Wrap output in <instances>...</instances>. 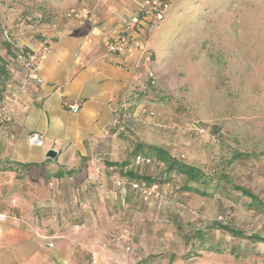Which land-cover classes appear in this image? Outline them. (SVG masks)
<instances>
[{
  "label": "rangeland",
  "instance_id": "1",
  "mask_svg": "<svg viewBox=\"0 0 264 264\" xmlns=\"http://www.w3.org/2000/svg\"><path fill=\"white\" fill-rule=\"evenodd\" d=\"M79 2L0 0V54L9 48L1 26L16 35L18 17L55 21ZM144 28L155 84L136 85L128 119L126 112L119 114L114 127L132 145L161 148L219 180L203 195V188L183 191L185 178L172 174L161 185V199L150 204L126 189L136 201L116 212L110 205L94 252L77 240L75 249L85 252L86 264L92 258L96 264H264V243L216 229L264 236V209L249 208V200L232 190L246 188L264 202V0H171L163 21ZM148 158L150 164L118 173L158 179L165 165ZM52 250L32 256L50 264Z\"/></svg>",
  "mask_w": 264,
  "mask_h": 264
},
{
  "label": "crops",
  "instance_id": "2",
  "mask_svg": "<svg viewBox=\"0 0 264 264\" xmlns=\"http://www.w3.org/2000/svg\"><path fill=\"white\" fill-rule=\"evenodd\" d=\"M99 1L80 0L74 10L79 20L55 18L50 51L38 69L44 83L29 87L12 106L7 131L0 132V214L15 218L0 224V264H47L32 256L46 250L36 233L56 238L50 264H86L75 241L94 252L110 205L116 212L136 201L125 191L116 194L108 175L113 164L130 161L134 144L113 121L124 112L128 119L143 69L135 68L139 53L109 57L104 43L119 35L123 18L134 17L140 4ZM39 40L17 30V41L29 49L38 50ZM7 69L9 78L20 67ZM73 101H80L75 114L66 106ZM32 134L42 136L41 147L27 144ZM49 150L56 153L52 159ZM68 170L76 172L55 175Z\"/></svg>",
  "mask_w": 264,
  "mask_h": 264
},
{
  "label": "built area",
  "instance_id": "3",
  "mask_svg": "<svg viewBox=\"0 0 264 264\" xmlns=\"http://www.w3.org/2000/svg\"><path fill=\"white\" fill-rule=\"evenodd\" d=\"M141 3L137 9V14L131 18H123V29L119 35L113 39L105 41L107 56L112 57L119 53L134 54L139 53V58L135 63L136 69H143L138 73V78L145 87H152L155 84L154 74L150 66L152 63V52L145 36L146 24H158L163 21L167 7L171 0H140ZM106 4L105 0H100L98 4ZM97 4V5H98ZM96 5V6H97ZM65 17H72L79 20V14L74 10L68 12ZM18 28H22L29 35H38L40 37L38 50H32L21 45L17 41V34H8L6 28L1 26L3 40L10 51L16 55L11 58L12 63L17 62L20 70L14 77H9L4 83L0 99V132L5 133L10 122L9 113L12 106L18 103L22 95L26 93L30 86L43 84L42 78L38 74L39 65L44 61L50 51L52 34L56 29L53 21H45L42 16L37 15L31 20H25L22 17L17 18ZM87 39V38H86ZM72 113L80 110V101H73L66 105ZM151 114V113H150ZM119 123V118L113 121V126ZM27 144L31 147H41L43 145L42 136L32 134L27 137ZM134 165L150 164V159L137 156L134 159ZM110 181L117 190L131 191L139 200L145 204H150L154 200L161 199V185L137 179L121 177L115 166L109 168ZM7 218L15 219L12 215L0 214V224ZM219 220H222L219 217ZM81 226H75L79 229ZM36 238L44 245L46 249L52 250L55 247V237L47 236L42 233H36ZM130 250L129 246L126 248ZM92 264H96V259H92Z\"/></svg>",
  "mask_w": 264,
  "mask_h": 264
},
{
  "label": "trees",
  "instance_id": "4",
  "mask_svg": "<svg viewBox=\"0 0 264 264\" xmlns=\"http://www.w3.org/2000/svg\"><path fill=\"white\" fill-rule=\"evenodd\" d=\"M25 49L27 50L26 47ZM11 58L15 59L16 55H14V53H12L9 48L5 50V53L3 56L2 54H0V78H2L3 80L4 79L7 80V72H8L7 67L8 66L10 67L13 64H18L17 62L12 63ZM137 156H143L144 158H148V157L156 158L160 163L165 165L163 175L160 176L158 179H156L151 176H138L134 174L133 172L128 171L124 176L120 175L121 177L142 180L148 184L156 183V184L164 185V184H167V182L170 180V177L172 174H178V175L183 176L186 180L182 188L183 191L199 192L200 189L203 188L204 189L203 190L204 192H202L203 195H206L207 191H209L210 189H214L213 186L217 184V181L219 180L216 178H210V177L205 176L199 169L195 168L194 166L187 165V164H184L178 161L177 159L167 154L161 148H158L155 146L136 143L129 157L132 160H134ZM130 163H131L130 161H127V162L120 163L119 165L117 164H113V165L117 168L119 166V169L121 170L127 165H129ZM75 172H76L75 170H68L65 172H58L55 175L57 177H60L61 175H71ZM194 185L197 186V188H192ZM232 190L239 192L242 196L246 197L249 200V204H248L249 208L256 209V210L264 209V202L257 195L253 194L246 188L233 185ZM210 191H213V190H210ZM216 229L224 231L232 237L245 239L253 243H264V236H260V235L247 236L238 230H234L228 226H222V225L217 226ZM195 237H196V240H198L200 243L203 240L202 234L200 232L197 233ZM202 245L203 244H201L199 247L203 248ZM207 250L216 252V249L211 246H209Z\"/></svg>",
  "mask_w": 264,
  "mask_h": 264
},
{
  "label": "water",
  "instance_id": "5",
  "mask_svg": "<svg viewBox=\"0 0 264 264\" xmlns=\"http://www.w3.org/2000/svg\"><path fill=\"white\" fill-rule=\"evenodd\" d=\"M56 155V153L53 151V150H49L47 153H46V157L47 158H53L54 156Z\"/></svg>",
  "mask_w": 264,
  "mask_h": 264
}]
</instances>
